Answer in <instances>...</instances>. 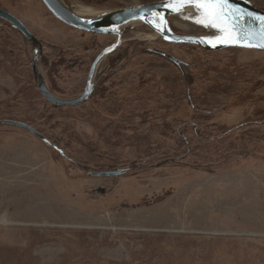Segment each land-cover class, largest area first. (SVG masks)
<instances>
[{
	"label": "rangeland",
	"instance_id": "1",
	"mask_svg": "<svg viewBox=\"0 0 264 264\" xmlns=\"http://www.w3.org/2000/svg\"><path fill=\"white\" fill-rule=\"evenodd\" d=\"M68 1L95 11L161 0ZM0 7L40 41L39 69L58 98L81 93L92 60L114 40L61 23L40 0ZM167 20L177 34L210 35ZM4 23L0 120L32 126L62 154L0 124V264H264V124L249 125L264 119V51L184 47L129 25L123 59L112 65L111 53L96 69L100 93L62 107L41 96L30 46ZM60 48L83 64L56 65ZM136 55L140 64H130ZM186 122L204 137L189 135V146L176 133ZM122 168L130 170L117 177L85 173Z\"/></svg>",
	"mask_w": 264,
	"mask_h": 264
},
{
	"label": "water",
	"instance_id": "2",
	"mask_svg": "<svg viewBox=\"0 0 264 264\" xmlns=\"http://www.w3.org/2000/svg\"><path fill=\"white\" fill-rule=\"evenodd\" d=\"M40 1L55 19L71 28L93 35H112L114 37L113 42L101 50L92 60L81 93L70 99L58 98L49 91L44 76L39 69V56L41 53L40 41L17 17L0 7V21L7 23L13 30L19 33L31 48L30 68L37 90L47 102L56 106L74 107L88 101L97 83V80H95V73L99 63L114 52L124 41V33L130 28L128 26L133 24L151 26L154 18H157L158 24H153L152 26L155 31L152 33L153 37L150 39L153 40L172 44H187L210 52L232 47L264 51V47L259 46L261 43H264V41L259 38V33L264 31V11L252 6L248 0H227L228 7L233 10L227 12L228 23L234 26L235 31L233 32V37L236 39L234 42L221 43L209 40L208 38L210 35L205 37L175 33L167 20L170 16H176L192 24L201 26L203 30L208 32H210V30L197 22H191L185 18L184 12L178 13L172 11L169 5L173 4L174 0H161L148 4H136L113 10L95 9L98 13L92 15L78 14L72 9L74 6L70 4L68 0ZM184 7L196 10L191 5H185ZM216 29L219 30V28ZM223 35L225 38L224 41H226L227 37L225 33H223ZM150 51L159 54L164 59L175 64L179 69H182L183 63L173 56L157 49H150ZM0 124L21 127L39 139L44 145L54 148L40 132L24 122L0 120ZM129 170L130 169L122 168L96 172L86 171L85 173L95 177H117Z\"/></svg>",
	"mask_w": 264,
	"mask_h": 264
},
{
	"label": "trees",
	"instance_id": "3",
	"mask_svg": "<svg viewBox=\"0 0 264 264\" xmlns=\"http://www.w3.org/2000/svg\"><path fill=\"white\" fill-rule=\"evenodd\" d=\"M250 3H251V5L252 6H254V7H256V8H258V9H261V10H263L264 11V1H262L261 3H257L256 1H254V0H248ZM82 2H84V3H86V4H89V5H93V6H103L104 4H106V2H108V1H106V0H83ZM145 2H148V1H145ZM87 46V45H86ZM180 46H184V47H190L191 45H187V44H182V45H180ZM99 47V45H97V46H95L94 47V49L93 48H89L88 46H87V48H89V49H83V52H85V53H88V52H90V51H93V50H97V52L100 50V48H98ZM56 49L58 48V47H55ZM98 48V49H97ZM119 48L120 47H118L116 50H114V52H112V54L110 55V61H111V63H112V65H115L116 66V64H118L119 63V61L120 60H122L123 59V57H118L116 54H119ZM163 50V49H162ZM76 53H78V52H76ZM156 55V54H155ZM158 55V54H157ZM55 56L57 57L56 59H57V61H55V64L56 65H58V66H60L61 64H67V65H69V66H71V69H73V68H75L76 66H78V65H81V64H83V59L82 58H77V57H68V52H66V51H64V50H62L61 48L60 49H58V50H56V52H55ZM158 56H160V55H158ZM137 58H139L138 57V55H136V56H134V61H137ZM87 60H89V59H87ZM86 60L84 59V62H85ZM170 62V61H169ZM86 63V62H85ZM130 64L132 63V64H140V61L138 60L137 62H129ZM143 63V62H142ZM141 63V64H142ZM171 63V62H170ZM172 64V63H171ZM173 65V64H172ZM174 67H175V65H173ZM130 68V67H129ZM131 68H132V66H131ZM123 70V68H119L117 71H122ZM104 81L105 80H99L98 81V85L96 86V90L95 91H97L98 93H100L98 90H102V88H101V84H103L104 83ZM98 89V90H97ZM94 91V92H95ZM54 106H56V105H54ZM264 124V119H261V120H258V121H253V122H250L249 123V125H252V124ZM248 124V123H247ZM247 124H245V125H247ZM243 125H239V126H237V127H235V128H241ZM234 128V129H235ZM230 130H228L227 132H229ZM41 133V132H40ZM177 134H179V136H180V138H181V141L184 143V145H186V146H189V144H190V141H191V139L192 138H190L189 137V135L191 136V137H195V138H199V139H203L204 137H203V133H201L200 131H198V129H197V127L196 126H194V124L193 123H191V122H186V123H182V124H180V125H178V129H177V132H176ZM226 133V132H225ZM48 139V138H47ZM205 140H209L208 138H206L205 137Z\"/></svg>",
	"mask_w": 264,
	"mask_h": 264
},
{
	"label": "snow or ice",
	"instance_id": "4",
	"mask_svg": "<svg viewBox=\"0 0 264 264\" xmlns=\"http://www.w3.org/2000/svg\"><path fill=\"white\" fill-rule=\"evenodd\" d=\"M185 5H191L198 11L200 19L196 21L197 23L202 24L204 27L219 28L221 32L225 33L227 40L223 42L235 41L236 38L233 37L235 28L228 23L227 17V12L233 10L228 7L227 0H174V3L169 7L172 11L179 12ZM259 38L264 41V31L259 33ZM259 46L264 47V43Z\"/></svg>",
	"mask_w": 264,
	"mask_h": 264
},
{
	"label": "bare ground",
	"instance_id": "5",
	"mask_svg": "<svg viewBox=\"0 0 264 264\" xmlns=\"http://www.w3.org/2000/svg\"><path fill=\"white\" fill-rule=\"evenodd\" d=\"M72 9L75 12H77L78 14H80V15H92V14H97L98 13L97 11H90V10L85 9V8H82V7H79L78 9H74L72 7ZM182 12H184L185 18H187L191 22H196L198 19H200L199 13L196 10H194V9L193 10L192 9H187V8H185L183 6L178 13H182ZM188 14H190V17L189 18L187 17ZM191 19H193V20H191ZM153 24L154 25H157L158 24L157 18H154L152 20V25L151 26H147V27H149V29L152 32L155 31V29H153V27H152ZM198 24H200V23H198ZM205 28L209 29L210 32H211L210 37L208 38L209 40L214 41V42H218V43H221V42L224 41L225 38H224L223 32L219 31L218 29H216L214 27H205Z\"/></svg>",
	"mask_w": 264,
	"mask_h": 264
},
{
	"label": "flooded vegetation",
	"instance_id": "6",
	"mask_svg": "<svg viewBox=\"0 0 264 264\" xmlns=\"http://www.w3.org/2000/svg\"><path fill=\"white\" fill-rule=\"evenodd\" d=\"M0 22H2V21H0ZM4 24H6V23H4ZM7 25V24H6ZM8 26V25H7ZM34 35V34H33ZM98 85V81H97V83H96V86ZM96 86L94 87V90H93V92L91 93V95L94 93V91L96 90L95 88H96ZM91 98V97H90ZM53 146H54V148L53 147H50L51 149H53L54 151H56L57 153H59V154H62V150L60 149V148H58L55 144H52Z\"/></svg>",
	"mask_w": 264,
	"mask_h": 264
}]
</instances>
